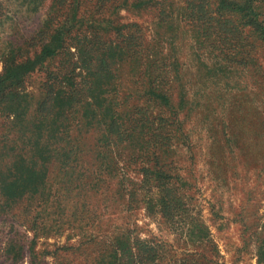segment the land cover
Segmentation results:
<instances>
[{
    "label": "trees",
    "instance_id": "trees-1",
    "mask_svg": "<svg viewBox=\"0 0 264 264\" xmlns=\"http://www.w3.org/2000/svg\"><path fill=\"white\" fill-rule=\"evenodd\" d=\"M122 10L138 18L145 13L151 20L145 25L123 22ZM61 14L64 19L59 23ZM180 33L188 34L193 43L196 67L202 73L199 89L185 78L188 71L178 57ZM37 36L43 38L39 53L23 63L4 58L0 75V110L12 117L18 129L14 138L3 136L5 145L0 151L3 208L34 197L51 162L63 178V193L72 199L87 197L90 190L99 192L101 185L107 187L94 173L92 180L84 182V149L79 136L72 134L75 127L98 129L97 147L92 148L95 160L100 158L101 146L127 144L140 151L148 163L138 168L141 184L148 192L153 190L145 202L146 209L160 213L157 215L167 225L178 226L184 242L195 247L207 244L217 254L209 226L199 210L192 212L199 203L188 202L190 192H196L197 169L193 164L191 169L175 168V150L182 148L188 154L182 155L184 160L193 163L195 146L188 126L200 113L201 105L195 101L206 99L202 90L208 89L215 76L230 78L231 65H235L241 68V162L255 167L259 164L264 142V0H52ZM165 46L169 50L163 54ZM64 50L70 60L72 56L75 59L61 78L64 86L56 89L49 84L31 118H27L31 103L17 88L28 74ZM208 59H214L211 67L204 62ZM190 90L198 93L193 95ZM201 121L208 132L204 115ZM223 136L226 138L219 135L214 142L216 138L210 133L205 154L211 163L214 154H209L215 150V143L222 168L225 144H233L228 150L238 145L232 134ZM256 145L258 150L253 152L251 148ZM211 173L214 175L212 168ZM123 195L125 211L129 212L132 194L127 187ZM78 211L63 223L73 222L72 227L80 231ZM35 216L40 217V213ZM39 226L31 228L33 237L27 246L30 260L39 254L35 250L37 235L48 229ZM51 229L54 233L57 228ZM263 243L256 246L258 264H264ZM101 247L98 264H157L166 253L153 241L132 237L129 230ZM66 249L53 246L49 255L57 259ZM23 250L13 243L5 253L17 262ZM177 264L202 263L184 258Z\"/></svg>",
    "mask_w": 264,
    "mask_h": 264
},
{
    "label": "rangeland",
    "instance_id": "rangeland-1",
    "mask_svg": "<svg viewBox=\"0 0 264 264\" xmlns=\"http://www.w3.org/2000/svg\"><path fill=\"white\" fill-rule=\"evenodd\" d=\"M51 3L52 0H0V75L4 68V58L10 57L15 63H23L39 53L43 38L37 34L48 17ZM119 14L123 22L144 24L151 20L145 13L139 18L126 10ZM63 19L64 15L61 14L57 21L60 23ZM179 37L178 57L188 71L185 78L191 82V86L199 89L202 73L196 67L193 43L186 33H180ZM165 42L168 43L167 39ZM168 50L165 46L163 54ZM213 61L214 59H208L204 62L211 67ZM74 62V57L70 60L64 50L24 78L17 90L25 93L31 103L27 118H31L49 84L56 89L64 86L61 78ZM231 68L233 72L230 78L215 76L212 83L208 84V89L202 90L206 99L195 101L196 105L204 107H198L200 113L194 116L193 122L188 126L195 146L193 163L188 164L184 160L182 155L188 154L182 148L175 150L177 156H174L175 168L191 169L190 165L193 164V168L195 166L197 169L196 192L194 195L190 192L188 202L199 203V208H193L192 212L199 210L209 226L217 254L207 244L195 247L184 242L178 226L167 225L157 215L160 213L155 214L146 209L145 202L153 190L148 192L147 187L141 184L138 168L143 163L148 166V163L140 151L127 144H113L109 148L101 146L100 158L95 160L92 148L97 147L100 131L75 127L72 134L79 136V145L84 149L86 173L90 176L85 173L84 182L87 184L89 179L92 180L91 174L94 173L96 177L105 180L107 187L101 185L99 192L90 190L87 197L72 199L67 196L66 191L63 193V178L51 162L45 167L43 186L34 197H24L3 208L4 202L0 196V264H98L101 245L124 230H129L132 237L153 241L166 251L157 264H177L184 258L202 264H258L256 246H261L264 242V142L257 167L241 162V68L235 65H231ZM191 92L193 95L198 93L190 90ZM243 92L248 93L249 90ZM254 93L259 92L254 90ZM203 115L208 122V132L204 130L201 121ZM210 133L216 138L212 139L214 142L219 139V135L226 138L223 135L232 134L238 143L237 148L232 146L229 149L231 151L227 147L233 144H225L227 152L223 168L216 159L220 151H217L215 143L217 149L214 147L215 150L211 149L213 152L209 154H214L212 162L205 156L211 142ZM5 135L14 138L18 135V129L14 126L12 117L8 118L0 110V151L5 145ZM247 144L249 145L248 142ZM251 150L257 151V145ZM92 158L94 161H91ZM124 187L132 194L129 212L124 208ZM190 196H194L195 200ZM76 209L79 210L76 220L82 228L81 233L72 227L73 222L63 223L65 219L72 217ZM36 212L40 213V217L35 216ZM38 223L41 225H37ZM32 226H47L48 229L38 232L35 250L39 254L30 260L27 246L33 237ZM53 226L57 229L50 233ZM45 233L49 236L44 235ZM81 234L83 239H80ZM245 242H249V245ZM13 243L24 248L22 258L17 262L12 261L5 253V249ZM53 246L67 249L60 251L58 258L53 259L49 255Z\"/></svg>",
    "mask_w": 264,
    "mask_h": 264
}]
</instances>
